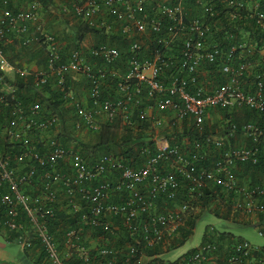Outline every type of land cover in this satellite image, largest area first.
Instances as JSON below:
<instances>
[{
    "label": "built area",
    "instance_id": "1",
    "mask_svg": "<svg viewBox=\"0 0 264 264\" xmlns=\"http://www.w3.org/2000/svg\"><path fill=\"white\" fill-rule=\"evenodd\" d=\"M40 6L0 0V232L40 264H140L144 250L179 236L205 192L238 218L264 215V180L239 177L260 162L264 144V4L63 0L62 18L87 30L70 50L59 35L32 31ZM32 44L44 69L8 61V45ZM7 72L56 90L73 133L107 125L142 133L137 155L83 156L78 142L67 144L60 117L26 104ZM76 78L86 85L81 101L69 85ZM218 238L208 229L178 264H264L245 240L230 251L224 242L219 263Z\"/></svg>",
    "mask_w": 264,
    "mask_h": 264
},
{
    "label": "rangeland",
    "instance_id": "2",
    "mask_svg": "<svg viewBox=\"0 0 264 264\" xmlns=\"http://www.w3.org/2000/svg\"><path fill=\"white\" fill-rule=\"evenodd\" d=\"M40 11H39V20L38 22L32 27V31H35L37 27L43 28L45 30L51 31L61 38L63 43L65 44L66 50H70L72 47L77 44L79 33H76L77 27H79L76 23L71 21L70 19L62 18V16L58 12V5L63 0H48L47 4H43L41 0ZM79 32V31H78ZM76 37V38H75ZM88 39V38H87ZM76 40V41H75ZM93 40V39H92ZM15 49H19L21 52H18L20 56L18 59L21 62H24V65L17 66L18 68L26 69L27 71L33 70L38 68L39 70L44 69V64L42 61L34 62L33 57L35 52L41 50L43 52L41 46L39 44H32L29 47L22 48L19 46H14ZM10 55L12 56L11 52ZM42 56V54H41ZM41 68V69H40ZM28 78V77H24ZM74 95L79 100L84 98L86 95V85L83 79H74L71 80L69 83ZM41 89V88H40ZM39 90L38 94H41L43 91ZM51 89V87H50ZM54 90V89H51ZM40 96V95H39ZM81 101V100H80ZM41 104V103H40ZM44 110L48 111L51 114H55L62 120L63 123V130L67 136L66 141L67 144L70 145L71 141L73 142H81L84 145H90L96 142L97 133H73L70 130V123H64V118L68 117V113L71 110H66L61 106L49 109V107H43ZM62 109V110H61ZM72 113V112H71ZM215 114V121L218 119V113L214 112ZM236 119V117H233ZM69 121V120H68ZM216 123V122H215ZM210 129L216 128V125H210ZM117 135L118 137L122 135L120 129H118ZM70 136V137H68ZM80 144V143H79ZM80 144V145H81ZM131 144H136L134 141ZM78 145V143H77ZM81 151V149H80ZM102 154L96 153L94 154L95 157H98ZM84 156V154H83ZM88 158V157H87ZM215 203L206 206V208H199L196 209L192 214L193 217H197L194 223V227L192 230L191 236L185 241V243L174 249L169 251L165 246L163 250V254H161V258L167 261H174L184 253L189 250L197 248L203 241L204 234L206 230L212 228L217 234L224 235L227 237H232L235 240H245L249 242L254 248L264 247V236L259 235V227L254 224L250 223V220L238 218L230 212L227 216L228 218H224L223 216L225 211H219V216L216 215L214 212ZM175 240V239H174ZM0 256L5 257L7 263L10 264H19L24 261V256L18 244L14 242H9L6 240V237L0 234ZM149 259L146 257H142L140 260V264H145Z\"/></svg>",
    "mask_w": 264,
    "mask_h": 264
},
{
    "label": "trees",
    "instance_id": "3",
    "mask_svg": "<svg viewBox=\"0 0 264 264\" xmlns=\"http://www.w3.org/2000/svg\"><path fill=\"white\" fill-rule=\"evenodd\" d=\"M41 1L43 4H47V2H48V0H41ZM259 1L261 2V4H264V0H259ZM76 30H77L76 33H79V35H80L78 38V41L84 39L86 32H87L86 28L85 27H77ZM77 45H78V43L77 44L75 43V46H77ZM75 46H71V47H75ZM36 54L37 53H35L34 56H32V57H35ZM39 56H40V54H39ZM10 61L12 63L13 59H10ZM42 63H43V61H42ZM17 86H18V96L26 104H29L33 101H38L39 103H41V107H42L44 112H46V109L44 110L43 107H46V106L49 107V109H52V108L54 109V108L59 107V106H61L63 108L56 90H51L50 87L41 88L40 90H42L43 92L41 94H38L39 90L38 89L35 90L33 88L32 80L29 78L27 81H23V80L18 79L17 80ZM65 111H66V109H65ZM248 115L249 116H245L244 119H248V118L250 119L252 117L250 114H248ZM238 121H239V119L238 120L235 119V122L238 123ZM117 131H119V130L113 129L112 126H110V125L105 126L99 133H97L96 142H94L88 146L81 144V142H78V145L81 149V152L84 154L85 157H88V158H91L96 153L115 154V155L119 154V155H123L126 159H129L130 156L135 158V156L138 153V145H137L138 142H137V140L142 138V133H139V132L134 133V132H132V130L123 128V130H121L122 135L118 137ZM192 136L198 137V134L193 132ZM134 141L136 142V144H131ZM126 163L128 165H131L128 163V161H126ZM239 177L241 178V181L243 183H247V184L262 183V181L264 179V144H263V147L261 148L260 162L256 166H253V167L245 166L243 168V171H241L239 173ZM215 197H216V193L212 192L210 194L209 191L205 192L204 196L202 197V203L200 206L202 208H206V206H209L210 204L215 203L216 205L214 207V212L216 213V215L219 216V211L222 210V211H225V212H223L225 215L223 217L228 218L227 215L231 212L230 203H227V202L224 203L223 202L224 204H222L221 203L222 200H217ZM218 201H220V202H218ZM196 219H197V217H190L186 221V224L184 225V227L180 228L179 236L175 240H173L172 243L167 247V249L169 251L174 250V249L182 246L185 243V241L191 236ZM207 231L208 230H206V232L204 234L203 240L206 239ZM215 234L219 237L218 240L223 242L222 244H220L218 246L217 251H216L218 258H219V263H220L221 260L223 258H225L224 242H225V245H227V249L229 250L230 244L239 242V241H241V239L235 240L232 237L220 235V234H217L216 232H215ZM119 246L120 245H118V247ZM258 249L259 250H256L255 252H253L251 254V256L254 255V257H257L261 252H264V247H258ZM194 251H195V249L189 250L186 253H184L182 256L183 257L189 256ZM163 253L164 252H163L162 248L155 247L153 249L144 250L142 255L149 259L145 264H178V260H176V261L163 260L160 257V255ZM25 255H29L30 257H32L31 259L34 261L33 264H40L41 263L40 256H34L33 252L31 253V255L28 253ZM139 255L140 254H138V256ZM226 255H227V252H226ZM107 262H108V259L104 260L105 264ZM109 262H110V259H109ZM118 264H122V262L119 261Z\"/></svg>",
    "mask_w": 264,
    "mask_h": 264
},
{
    "label": "crops",
    "instance_id": "4",
    "mask_svg": "<svg viewBox=\"0 0 264 264\" xmlns=\"http://www.w3.org/2000/svg\"><path fill=\"white\" fill-rule=\"evenodd\" d=\"M31 34H34L32 31H31ZM87 35V34H86ZM85 35V36H86ZM89 36V34H88ZM85 38V37H84ZM15 45H8L7 48H6V51H5V54H6V57L8 59V61L11 63L10 59H13V62L11 63L12 65H15V66H20V65H24V62H21L18 57L20 56V54H18V52H21L19 49H15L14 47ZM10 52L12 54V56L10 55ZM35 57H33V61L34 62H38V61H43L44 63V57H43V52H41V50H38ZM40 54V56H39ZM42 54V56H41ZM42 63V64H43ZM21 67V66H20ZM41 69V68H40ZM33 70H39L38 68L36 69H33ZM7 75V79L14 85H17V80L20 79V80H23V81H27L28 78L31 79V76L28 78H24L25 76H21V75H17L15 73H12V72H7L6 73ZM27 77V76H26ZM86 99V96L84 97ZM83 98V99H84ZM2 117L0 116V121L2 120L1 119ZM264 180V179H263ZM261 203H264V198L260 200ZM250 220V223H254L256 224L259 229L261 228L263 233H264V215H261V216H258L257 218H250L248 219ZM1 235L5 236L6 237V240L9 241V242H13L11 237L8 236L7 234H5L4 232H0ZM15 243V242H14ZM113 245L116 246V244H114L113 242ZM20 247V246H19ZM21 249V248H20ZM22 251V250H21ZM22 254L23 256L25 257L24 258V261L22 262V264H33V260L31 259L32 257H30L29 255H25L22 251ZM161 257V255H160ZM0 264H10V263H7V260L5 259V257H2L0 256ZM21 264V263H19ZM208 264H215L214 262H210Z\"/></svg>",
    "mask_w": 264,
    "mask_h": 264
}]
</instances>
